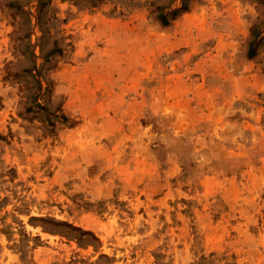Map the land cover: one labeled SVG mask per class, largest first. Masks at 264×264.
<instances>
[{
    "label": "rangeland",
    "instance_id": "1",
    "mask_svg": "<svg viewBox=\"0 0 264 264\" xmlns=\"http://www.w3.org/2000/svg\"><path fill=\"white\" fill-rule=\"evenodd\" d=\"M0 264H264V0H0Z\"/></svg>",
    "mask_w": 264,
    "mask_h": 264
},
{
    "label": "trees",
    "instance_id": "2",
    "mask_svg": "<svg viewBox=\"0 0 264 264\" xmlns=\"http://www.w3.org/2000/svg\"><path fill=\"white\" fill-rule=\"evenodd\" d=\"M28 70H36V72H39L38 71V68L36 67V65L35 64H33V66H31ZM40 86H38V88H39Z\"/></svg>",
    "mask_w": 264,
    "mask_h": 264
}]
</instances>
